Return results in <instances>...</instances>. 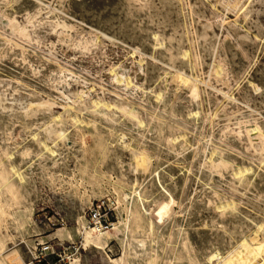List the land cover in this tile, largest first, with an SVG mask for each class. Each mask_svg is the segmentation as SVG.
<instances>
[{
  "label": "bare ground",
  "instance_id": "bare-ground-1",
  "mask_svg": "<svg viewBox=\"0 0 264 264\" xmlns=\"http://www.w3.org/2000/svg\"><path fill=\"white\" fill-rule=\"evenodd\" d=\"M20 1L21 0H0V64L5 59L12 56L11 58H19L21 64L26 65L29 61H31L32 58H34L33 56L37 57L40 55L35 50L38 48V46H34L35 43H32L33 41L30 36V32L28 31L30 27L33 28L35 26V22H37V24L39 25L43 22V20L51 18V14L53 16V14L55 15L57 13H59L64 18L72 19L71 15L67 11H64V6L58 7V9L54 7L50 8L47 4H45L44 0H31V2H29L25 6V4H22ZM64 1L65 0H57V3L61 5L64 3ZM155 1L158 2L157 5L155 4ZM213 1L218 2V4L220 3L226 10H231V8L235 9L236 7H238L234 10V14H236V16L234 17L238 18H236L235 20L233 19L232 22L229 21V23L227 24L225 23L227 25V32H225V35L222 33L224 35H221L223 37L222 40H218V36L215 37V34L211 35L209 32L212 24L210 25V23L205 22L210 15L209 14L208 16H206V10L204 11L206 4L205 0H122V3H119L120 1L118 0V3L122 4V7L125 9V13H123L125 16L123 19L126 18L127 23H132L133 19L136 16H141L143 20L142 27L147 29L150 34L149 37L152 40L150 55H146L143 51L142 54L143 56H149L152 61L150 65L147 64L148 66L144 71V77H156V81H158L155 89H148L146 92H143L144 96L149 95V93H153L152 97L154 101L150 100L148 102V105L152 107L153 111H150L148 108H145L144 106H141L139 104L137 105V103L133 104V102L129 101L130 98L128 99L126 98V96H124V98L121 97L123 98V101L118 95L117 96L120 100L112 98L108 101H105L99 98L88 99V96H83L84 92L82 91L80 92V94H64L57 88L59 86L57 84H61L62 82L65 83L68 80L71 81V79L74 80L67 74L71 73L72 70L70 71V68L67 67L68 65L65 66L60 64L55 56L51 54V52H48L49 56L42 54L40 56H42L41 59L49 62L50 65L52 64V66L50 67L47 66L48 69L47 71H45L47 72V74H44V77L45 85L55 90L54 94L56 96L48 95V98L46 100L40 98L41 101L30 99L27 102L25 101V103L22 102L23 104L20 106H14L13 101H11L9 105H5L2 98L4 92L13 94L12 92H17L18 89L23 88L18 81L11 83L0 82V87L4 88V92H0V222L3 217L10 215L16 226L14 227L16 228V230L18 228H27L25 227V225H27L26 219L32 214L31 202H33L34 199L43 200V196H45V191L43 192L44 188L42 181L46 177L47 171H59V169L64 168V166L67 165L65 164L66 160H69V158H71L69 156L72 155L74 147L69 146L67 144V140L71 136L72 129H89V131L91 130L92 135L101 137L100 135L105 133L102 127H105L107 130H111L112 133L119 132L118 136L120 138V141H122L120 148L121 150H126L128 152V161L126 163L123 162V166L124 170L128 174L134 175V179L132 186L130 187L128 192L124 193V197L130 200V211H135V229L141 228L142 224L146 220L145 218H147L145 217V214L138 211H149L150 209L146 208L145 205L148 202L150 204H154L155 202H158V200H162L169 206H177L179 211L181 212L187 211L190 215L192 213H195L201 216L200 226L202 225L205 227L208 226V223L205 222L204 217L202 216V211H204L207 206H212V209L210 208L213 211L211 215L212 221L215 220V217L218 218L219 221L218 219L216 221L221 224L222 227L220 229L223 228V230L219 235H213L211 233V238L210 240H208L209 247L208 249L206 248V250L208 251L205 256V262L208 264H264V215L260 211L262 209V211L264 212V168L261 167V165L264 164V150L261 151L260 155L258 156L257 150L254 146V141L264 139L263 121H258L256 119L253 120V117L251 118V116L249 115L250 118L248 122H251L253 120V123L251 122L250 126L242 125L245 130V136H247L246 138H243L239 134V132L242 130V126H240V123L238 122L240 120L235 115L239 111L235 113L233 110V118L235 119L237 125L239 123V127H241V129L240 131H235L236 129H232V131L228 133H222L223 139L220 145V148L229 150L230 154L231 152L233 154L231 156H222L221 152L223 150L211 147L209 136L205 138L203 137L205 145L209 146L207 150L209 151V153L208 156H206L205 158L203 157L204 159L199 160L198 162V170H201V173L204 172L203 170H206L209 175L217 174L220 183H225L224 180H227V187L229 188V190L227 191H229V193H240L241 195L252 199L255 203L253 206H251L253 207L252 211L254 213L255 211H260L258 212V215L260 213L261 217H259L258 215H254L249 210L243 211L242 209L244 208L240 209L239 206L241 205H239V202H236V200L234 201L230 199L229 201L231 202L227 201V199L224 198L226 196L222 193H219L218 190L216 191L214 189L215 185H212L211 183H203L202 190H204V192L201 194L202 199L200 198L201 203L200 205L198 204L199 206H191V200V202L189 201L187 205H183L182 201L184 200H181L180 197L176 196L177 193L178 196L181 193L178 192V188L181 191L186 186L189 179L188 174L186 175V173L191 172L194 158L200 156V154L197 153V148L199 147L196 145L197 148H193V145L190 143V140L186 138L185 134H175L176 136H171L170 139H167L168 144L172 147V152L175 153V156L181 155L183 159H185V153L187 151H191L192 153L193 160L190 161V163L185 167L181 165L183 168H180V170L185 169L183 178L180 179L177 177H171V179L175 182V186L172 185V188L169 189L170 187L168 188V186L166 185V183L169 181L165 180L164 175L161 174L163 172L158 170L160 166H153L154 158L158 157V146L165 143L163 131L165 129V123L166 121H168L166 119H163L165 115L171 117L178 116V113L181 110L178 111L177 101L186 99L189 103H196L200 95L205 93V90H203L202 93V90L198 86V84L202 83L201 80H198L195 75L194 78L191 74H188V72H186L187 69L189 70V73L190 71L193 72V69L195 67L197 68L199 64L204 65L205 58H209L210 64H208V72L214 75L216 81H221L223 84L227 82L226 77L230 74L236 81V85L238 84L237 81L241 79V76H243V78L247 80H257L259 78L256 75H251L250 72L247 71L246 67L250 65L247 64L246 66L245 62L248 61L245 59L246 55H249L248 53H250L248 52V47L250 48V46H253L255 44V40H258L257 38L259 35L258 32H256L257 34H255L254 39L250 36L251 25L249 22V13L252 9L250 4L254 0ZM214 3L212 1L210 2L209 0L211 11L213 13L216 6ZM175 4H178V6H182V9L187 10V16L190 18L191 22H197V19H195V17L205 20L203 22H200L199 26L196 25L190 27L191 24L188 26V28L190 27L192 31L191 36H189L190 32L188 31V28H186L188 35L184 33V31L186 30L185 26H183L185 29L183 31L184 37L183 35L178 36V28H180L182 25H186L187 22H182L183 24H179L178 22L174 21L175 19H172V14L174 13V16L175 13L177 14V5ZM14 5H18V12L19 9H22L26 13V16H24L25 22L22 23L15 19L14 14L18 12L17 8H15ZM111 9H113V5ZM43 10H46V16H43L41 14ZM89 10H91V8ZM87 15L89 16L90 14ZM211 17H209V19ZM213 18L215 17L213 16ZM53 19H56V21L54 22V26L61 29L58 32V38L60 39V41L66 39H69L71 41L72 35L70 32L73 29L74 25L67 23L66 21H64L66 19L63 20L56 15L53 16ZM225 21L226 20H224L223 22ZM155 25L158 27L157 30H153V26L155 27ZM183 27L181 29H183ZM92 31L93 34L100 33V31H97V29H92ZM128 31H130V29H128L127 32ZM183 33L181 31V34ZM84 43L85 45L87 44L86 41ZM138 43L140 45H142L143 43V40L140 37L138 39ZM52 55L54 56L53 58L51 57ZM236 57L239 59H236ZM159 70L162 71L165 77H162V75L158 73ZM32 71L34 74L37 72L40 73L37 69L35 70L32 68ZM137 71H141V68L137 69L136 72ZM257 72H259V70H256L255 73ZM38 73L36 75H39ZM34 74L33 76L35 77L36 75ZM166 76H169V79H167ZM68 77H70V79H68ZM72 77H74V75ZM111 77L115 82H124L125 87L130 86L131 84V80L128 78V76L126 77V73L124 72L119 73L117 70H114V74H112ZM205 86H207L208 89H214V87H212L210 84H206ZM137 87L139 88V86ZM140 89L143 90L144 88L140 87ZM237 89L239 94H241L243 97L248 98V92H246L247 86H240L239 84ZM218 91L222 93L225 99L227 98L233 102H239L238 98L232 97V95H228V93L226 92H222L221 89ZM207 95H205V97ZM97 96L99 97V95ZM57 98H61L65 102H63L64 104L61 106V108H63V111L61 112L53 110V106H55ZM205 101H208V103L211 101L210 95L207 96V99ZM219 103L220 102H218V104ZM16 104L18 103L16 102ZM218 104L216 103L217 106ZM224 104L222 103L218 107L215 106L217 108H214L216 109L215 111H212L214 109L209 110L207 108L208 111L213 112L212 115L208 112L207 115H201V112L199 111L200 109L198 110V108H196L195 110L189 111L186 118L192 120V124L195 129H202L204 123L206 121L210 122L212 118L214 119L218 115V113L223 114V116L226 115L225 113L227 111L225 110ZM246 107L250 109V113L254 112L250 105H246ZM159 112H162L165 115L163 116ZM243 113H240V117H243ZM225 121L228 122L230 120L225 119ZM15 123L21 124L19 126H22L21 129H23V131L25 129L29 131L31 127H35L37 132L36 130H32V132L30 131V133H28L30 140L27 143L23 144L26 139L23 138L24 140L22 139V141L19 142L16 138L11 137V131H8V126H11L13 124L15 125ZM6 131H8V133ZM128 131H131L134 134H131L130 132V142L125 143L124 139L129 134ZM5 132L8 134L7 137H4L6 136L4 134ZM7 140L11 141L12 144L7 145ZM35 174H37L40 179L38 185L39 187L32 183L33 180L31 179V176L34 175V177L36 178ZM170 174L172 173L170 172ZM138 175L140 177V180L137 177ZM195 177L197 180L202 179V177L200 178V176L198 177L197 175H195ZM172 180H170V182ZM145 182L146 185H148L147 188L145 187ZM155 194L157 197L152 201H148V199ZM13 203L18 205V209L20 210L21 208L22 211L10 213V208ZM139 205L141 208L138 207ZM147 220L149 223V231L155 230L154 228L160 230L159 224H155L154 222L150 221L149 218H147ZM210 220L211 219H209V221ZM164 222L166 223L167 219H165ZM129 225L125 224L124 228L121 229H119L117 226H114L112 231L116 234L117 232L122 233V238L128 244L129 252L131 255L137 257L138 259L140 257H148L146 263L154 264V246H156L158 242H154L153 240L152 242L150 240L148 242L146 239H142L139 236H133L132 234H130ZM161 231L162 234L164 233L165 235L167 234L169 236L170 225L168 227H165ZM181 231L182 229H179L178 238ZM113 232L106 231L105 233H101V230L98 227H83L81 230L82 246H91L96 249L103 250L108 243L105 235L112 236ZM3 235H0V264H24L20 252L13 247H8L5 244V237ZM22 236L24 235L21 234V237ZM230 238L232 240H230ZM29 243L30 241L28 242V244ZM152 243L153 245H151ZM181 248L184 249L183 251L185 252V254H183V256L186 257L189 253V242L182 243ZM156 253L155 255H157ZM158 255L162 254L158 253ZM187 258L189 264H196V255H188ZM182 259H184V257H182ZM113 262L119 264V261L117 260ZM120 262L123 261L120 260Z\"/></svg>",
  "mask_w": 264,
  "mask_h": 264
},
{
  "label": "rangeland",
  "instance_id": "rangeland-1",
  "mask_svg": "<svg viewBox=\"0 0 264 264\" xmlns=\"http://www.w3.org/2000/svg\"><path fill=\"white\" fill-rule=\"evenodd\" d=\"M119 1V3H122V0ZM211 1L213 3L216 2L210 0V2ZM20 2L22 4H25L26 6L29 2H31V0H21ZM44 2L50 8L54 7L58 9V7L64 6V11H67L71 15L72 19L64 18L59 13L55 15L59 16L63 20L66 19L64 21L74 25L73 29L70 32L73 37H71V41L69 39L60 41V39L58 38V32L61 29L54 26V22L56 21V19H53V16H55L54 14L53 16L51 14V18L43 20V22L39 25L37 24V22H35V26L28 29L33 41L32 43H35L34 46H38V48L35 49L37 53H39L40 55L42 54L49 56L48 52H51V54L55 56L60 64L65 66L68 65L67 67L70 68V71L72 70L71 73L67 74L68 76L76 80L74 81L71 79L70 81L68 80L70 79V77H68V81L65 83L62 82L63 84H57L60 86H58L57 88L66 95H73L75 93L80 94V92L82 91L84 92L83 96H88V99L99 98L105 101H108L112 98L119 99L118 96H120V99H122L123 101L124 96H126V98L128 99L130 98L129 101L133 102V104L137 103V105L139 104L141 106H144L145 108H148L150 111H153L152 107L148 105V102L150 100L154 101L152 97L153 93H149V95L144 96L143 92H146L148 89H155L158 81H156V77H144V71L146 70L147 66L152 63V61L149 56H143L142 51L145 52L146 55H150L152 40L149 37L150 34L147 29L142 27V17L136 16L133 19L134 23H127L126 18L123 19L125 16L123 14L125 13V9L122 7V4L118 3V0H65L63 3L64 5H59L57 3V0H44ZM157 3L158 2L155 1L156 5ZM205 3L206 4L204 11L206 10V16L210 14L209 17H212L210 19L208 17L206 21L195 17V19H197V22L195 23L190 21V18L187 16L186 9H182V6H178V4H175L177 5V14L175 13V16H177L175 17L173 13L172 19H175L174 21L178 22L179 24L187 22L186 25H182L180 28H178V36L183 35L184 37V33L188 35L186 28H188L190 24V27L196 25L199 26L200 22L205 21L210 23V25L212 24L209 29L210 34H215V37L218 36V40L223 39L222 36H224L226 34L225 32H227L226 24L229 23V21L232 22L233 19L235 20L236 18H238L234 17L236 16V14H234V10L238 7H236L235 9L231 8V10H226L220 3L218 4V2H216L217 4L214 3L216 6L213 13L211 11L209 0H205ZM112 5L113 9H111ZM250 6L252 7L251 12L249 13V22L251 25L250 36L254 39L255 34H257L256 32H258L259 35L257 38L258 40H255V44H257L250 46V48L248 47V52L250 53H248L249 55H246L245 59L248 61L245 62L246 66L247 64L250 65L246 67L247 71H249L251 75H256L257 77H259L258 79L261 80H247L244 79L243 76H241V79L237 81L238 84L236 85V81L230 74L226 77L227 82L223 84L221 81H216L214 75L208 72V64H210L209 58H205L204 65L199 64L198 66L200 68L198 66L197 68L195 67V70L193 69V72L190 71L189 73V70L187 69L186 72H188V74H191L194 78L196 76L198 80H201L202 83L198 84V86L202 90L201 92L203 93V90H205V93L201 94L202 98L200 95V97L198 98L199 100L197 99L196 103H189L186 99L177 101L178 111H181H179L178 116L176 117H171L165 115L162 112H159L163 116L165 115L163 119H166L168 121H166L165 129L163 131L165 143H163L164 145L161 144L160 146H158L159 149L157 148V152L159 158H154L153 166H160L158 170L162 171L163 173L161 174L164 175L165 180L169 181H166V185L168 186V188L170 187L169 189L172 188V185L175 186V182L171 179V177L182 179L185 169L180 170V168L187 166V164H189L190 161L193 160V156L190 150V152L187 151L185 153V159H183L181 155L175 156V153L172 152V147L168 144L167 139H170L171 136H176L175 134H185L186 138L190 140V143L193 145V148H197V146L199 147L197 148V153L200 154V156L194 158L191 172L186 173V175L188 174L189 177L187 182L188 185L186 184V186L181 191L178 188V192L181 193L179 194V196L177 193L176 196L180 197L181 200H184L182 201L183 205H187L190 200L192 201H190L192 203L191 206H197L198 204L200 205V201L202 199L201 194L204 192V190H202V185L203 183H211L212 185H215L214 189L216 191L218 190L219 193H222L226 196L224 198H226L227 201H229L230 199L234 201L236 200V202H239V205H241L239 206L240 209L244 208L242 209L243 211L249 210L251 211V213L257 216L258 212L261 211L263 215L264 212L261 208L260 211H255V213L257 214L252 211L253 207L251 206L255 204L252 199L243 196L240 193H229V191H227L229 190V188L227 187V180H224L225 183L221 182V184L217 177V174L209 175L206 170H203V173L200 172L201 170H198L199 160H203L206 156H208L209 153V151H207L209 146H206L203 141L205 137L209 136V139L212 143H210L211 147L223 150L221 152L222 156H231L233 154L232 152L230 154L229 150L220 148L221 141L223 139L222 133H228L232 131V129H236L235 131H240L241 127H239V123L240 126H250V123L254 119L264 122V0H254L250 4ZM14 7L17 8L18 12V5H14ZM90 8L91 10H89ZM22 11V9H19V12L15 13L14 16L17 21L23 23L25 22L24 16H26V13ZM45 12L46 10H43L41 14L43 16H46L47 14ZM215 12L217 13V15ZM86 13L90 15L88 16ZM213 16L216 19L213 18ZM118 17L119 19H121L119 20ZM224 20L226 21L223 22ZM183 26H185L186 30ZM89 27L92 29H97V31H100V33L93 34L92 29H90ZM182 27L183 29H181ZM190 27L188 28V31L190 32L189 36H191L192 32ZM157 28L158 27L156 25L155 27L153 26V30H157ZM128 29H130V31L127 32ZM181 31L182 33L184 31V33L181 34ZM106 37H109L110 39ZM139 37L143 40L142 45L138 43ZM85 41L87 42L86 45L84 43ZM53 55L51 56L52 58L54 57ZM39 56H37L39 59L36 56H33L34 58H32L31 61H29L26 65L21 64L19 58H17L18 60L14 57L11 58L12 56L5 59L0 64V82L11 83L18 81L23 88L18 89L17 92H12L13 94H10L4 92V88L0 87V92H4L2 98L5 105H9L11 101H13L14 106H20L25 103V101L27 102L30 99L41 101L40 98L46 100L48 98V95H55V90L45 85L44 77V74H47V72H45L48 69L47 66L50 67L52 66V64L50 65L49 62L41 59L42 56ZM236 59L239 58L236 57ZM32 68L35 70H39L40 73L36 71L39 75H36L37 73L34 74ZM139 68H141V71L136 72V70ZM114 70H117L119 73H126V77L128 76V78L131 80L130 86L125 87L124 82H115L111 77L112 74H114ZM256 70H259V72L255 73ZM32 73L36 76L34 77ZM158 73L162 75V77H165L161 70H159ZM72 74L74 75V77H72ZM166 78L169 79V76H166ZM206 84H210L212 87H214V89H208V87L205 86ZM239 84L240 86H247L246 92H248V98L243 97L241 94H239L237 89ZM137 86H139V88ZM140 87H143L144 89L141 90ZM220 89L222 92H226L228 93V95L230 94L232 95V97L238 98L239 102H233L227 98L225 99L222 93L218 91ZM114 93L117 94L115 95ZM207 93L208 95H210L211 101L209 103L208 101H205L208 96ZM97 95H99V97ZM205 95L207 96L205 97ZM215 100L220 103L218 104V102H216ZM16 102L18 104H16ZM63 102V99L57 98L56 104L55 106H53V110L59 112L63 111V108H61V106L65 103ZM216 103L218 104V106L222 103H225L224 107L227 111L225 114L227 116H224L226 118L223 116V114L218 113L219 116L217 115L214 119L212 118L210 122L206 121L202 129H195L193 127L192 120L186 118L187 113L189 111L195 110L196 108H198V110L200 109L199 111L201 112V115H207L208 113L212 115V111H215L217 109L216 107H218ZM145 104H147L148 106ZM246 105H250L254 112L250 113V109H248ZM207 108L209 110H212L214 108L216 109L208 111ZM233 110L235 113L239 111L235 114L240 120L238 121V125L233 118ZM241 112H244V115H242L243 117H240ZM229 113L231 114V117ZM249 115L251 116V118L253 117V120L251 122H248L250 118ZM225 119L230 121L227 122L225 121ZM19 125L21 124L15 123V125L13 124L11 126H8L10 129L12 128L11 130L8 127L7 128L9 132L11 131V137L16 138L19 142L22 141L23 138L26 139L23 143L25 144L30 140L28 133H30V131L32 132V130L35 131L36 129L35 127H31V130L29 129V131H27L25 129L23 131V129H21L22 126ZM243 126L239 134L243 138H246L247 136H245L246 134ZM102 129L104 130V134L106 135L102 134L103 136L100 135L101 137L92 135L91 130L89 131V129H72L71 136L67 140V144L74 147L72 155L69 156L71 158L68 157L69 160L67 159L65 163L67 165H65L64 168L59 169V171H47L46 177L42 181L44 188L42 189L43 192L45 191V196H43V200L34 199V201L31 202L32 214L26 219L27 225H25V227L27 228H18L16 230V228H14L16 226L10 215L3 217V219L1 220L0 235L2 236L4 234L3 236L5 237V244L8 247H13L20 252L24 264H118L113 262L116 260L119 261V264H147L146 262L148 257H140L138 259L137 257L131 255L129 252L128 244L122 238V233L117 232L116 234L112 231L114 226H117L119 229H121L124 228L125 224H130V234H132L133 236H139L142 239H146L148 242L149 240L151 242L152 240L154 242H158V244L154 246V264H189L187 256L192 254L196 255L197 257L196 264H208L205 262V256L208 251L206 250V248L208 249L209 247L208 240H210L211 238V233L213 235H219L223 230V228L220 229L222 226L220 223H218V218L215 217V220L212 221V206H207L204 211H202V216L204 217L205 222L208 223V226L205 227L202 225L200 226L201 216L195 213H192L190 215L187 211L181 212L179 211L177 206H169L162 200H158V202H155L154 204H150L148 202L145 205L146 208H149L150 210L146 212H138L145 214V217L149 218L150 221L154 222L155 224H159L160 230L154 228L155 230L149 231V223L147 218H145V222L143 221L144 223L142 224V227L139 229L136 228V230L134 227L136 221L134 216L135 211H130V200L124 197V193L128 192V190L132 186L134 179V175L128 174L124 170L123 166V164L128 161V152L126 150H121L120 148L122 141H120V138L118 136L119 132H113V134L111 130H107L105 127H102ZM8 131L6 132L8 133ZM6 132L4 133L6 135L4 137L8 136ZM130 132L131 131H128L129 134L124 139L125 143H129L131 134H134L132 132L130 134ZM6 144L11 145L12 142L7 140ZM254 146L259 156L260 152L264 150V139L254 141ZM263 165L264 164L261 165L262 168H264ZM169 169L172 174H170ZM195 175H197L198 177L200 176V178L202 177V179L197 180ZM35 176L36 178L34 177V175L31 176V179L33 180L32 183L39 187L38 185L40 179L37 174H35ZM137 177L140 180L139 175ZM169 178L170 180H172L171 182ZM145 187H148V185H146V182ZM156 197L157 196L155 194L151 196L148 201H152ZM138 207L141 208L140 205ZM18 208L19 206L13 203L10 208V213L22 211L21 208L20 210ZM258 216L261 217L260 213ZM205 218H207L208 220ZM165 219H167L166 223L164 222ZM209 219L211 220L209 221ZM217 219L218 221H216ZM169 225L170 237L167 234L165 235L164 233L163 235L161 231ZM83 227H98L101 230V233L109 231L113 232V235H105L108 243L103 250L96 249L91 246L83 247L81 237V230ZM179 229H182L183 232L181 231L178 238ZM21 234L24 236L21 237ZM230 240L232 239L230 238ZM29 241L30 243L28 244ZM184 242H189L190 247L189 253L186 257L183 256L185 252L183 251L184 249L181 248L182 243ZM151 245H153V243ZM155 253L157 255L158 253L162 255L157 256L155 255ZM182 257H184V259H182ZM119 259L123 262H120Z\"/></svg>",
  "mask_w": 264,
  "mask_h": 264
}]
</instances>
